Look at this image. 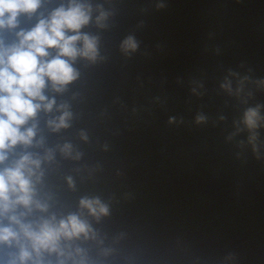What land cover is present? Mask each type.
<instances>
[{
	"label": "water",
	"instance_id": "1",
	"mask_svg": "<svg viewBox=\"0 0 264 264\" xmlns=\"http://www.w3.org/2000/svg\"><path fill=\"white\" fill-rule=\"evenodd\" d=\"M61 2L44 0L21 27ZM88 2L82 31L99 38V56L76 62L79 79L63 94L46 93L69 105L70 127L52 131L47 121L61 113L41 112L33 146L9 163L25 151L41 159L37 199L45 215L81 212L95 238L72 251L88 264H264V121L256 151L242 124L257 105L264 117V0ZM128 37L135 51L122 48ZM83 197L109 214L89 216ZM44 261L57 264L56 254Z\"/></svg>",
	"mask_w": 264,
	"mask_h": 264
},
{
	"label": "clouds",
	"instance_id": "2",
	"mask_svg": "<svg viewBox=\"0 0 264 264\" xmlns=\"http://www.w3.org/2000/svg\"><path fill=\"white\" fill-rule=\"evenodd\" d=\"M43 3L44 0H0V34L15 35L11 44H6L0 35V248L11 250L0 257V264H45V253L56 254L57 264H88L81 248H75V255L72 251L75 241L95 238L81 212L45 215L49 204L37 199L36 186L43 178L41 159L25 151L9 163L10 154L18 146L25 150L33 146L38 127L35 121L41 112L48 115L55 109L61 113L47 121L52 131L70 127L69 105L57 106L56 99L46 93L63 94L79 79L76 62L95 63L99 56V38L82 31L92 21L93 9L88 0H62L32 27H21V19L37 17ZM107 15L100 10L97 26H104ZM122 48L135 51L137 44L128 37ZM222 87L230 91V85ZM262 121L259 105L244 112L242 124L250 133L253 151ZM61 151L71 155L72 146L65 144ZM44 159L51 160V153ZM68 184L74 187L71 178ZM79 209L97 220L109 214L108 206L98 197L81 198Z\"/></svg>",
	"mask_w": 264,
	"mask_h": 264
}]
</instances>
